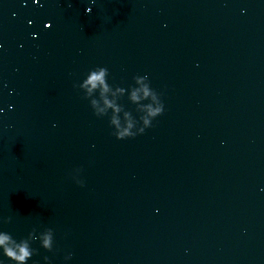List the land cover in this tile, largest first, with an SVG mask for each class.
<instances>
[{
    "label": "water",
    "instance_id": "obj_1",
    "mask_svg": "<svg viewBox=\"0 0 264 264\" xmlns=\"http://www.w3.org/2000/svg\"><path fill=\"white\" fill-rule=\"evenodd\" d=\"M98 66L160 93L143 134L73 86ZM0 108V230H53L32 260L264 264V0H0Z\"/></svg>",
    "mask_w": 264,
    "mask_h": 264
},
{
    "label": "clouds",
    "instance_id": "obj_2",
    "mask_svg": "<svg viewBox=\"0 0 264 264\" xmlns=\"http://www.w3.org/2000/svg\"><path fill=\"white\" fill-rule=\"evenodd\" d=\"M88 11V9H86ZM108 70L98 66L87 71L83 78L73 86L82 94V98L88 101L92 114L97 118H107L111 129V135L117 140L134 138L144 133L145 129L152 126L156 117L164 111V104L158 93L151 87L148 76L136 75L126 87L117 86L108 82ZM120 96H125L128 102L135 106V115L125 110L118 102ZM11 109V105L8 106ZM3 113V108H0ZM83 187V183H80ZM10 218L0 219V223H9ZM38 248L45 251H53L54 235L51 228L42 231H28L27 235L15 239L9 232L0 230V264H28L32 257L37 255ZM72 259V252L68 251L63 256L67 264ZM42 264H51L48 256L41 257ZM32 264H40V261L32 260Z\"/></svg>",
    "mask_w": 264,
    "mask_h": 264
}]
</instances>
